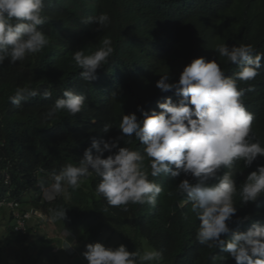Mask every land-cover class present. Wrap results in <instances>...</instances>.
<instances>
[{"label":"clouds","instance_id":"obj_1","mask_svg":"<svg viewBox=\"0 0 264 264\" xmlns=\"http://www.w3.org/2000/svg\"><path fill=\"white\" fill-rule=\"evenodd\" d=\"M231 1L120 0L123 28L140 40L138 47L119 45L118 35H106L110 34V17L106 13L83 21L98 25V29L106 27L92 30L99 34L89 35L90 40L74 43L72 31L67 38L58 40L57 47L64 56L57 60L64 58L62 65L74 64L80 70L76 75L93 84L89 85L93 88L88 86L84 96L72 87V82L59 87L45 82L41 93L18 87L9 97L11 104L20 107L28 98L40 95L50 99L58 94L46 118L60 111L74 116L75 126L68 132L76 144L63 157L74 163L50 172L45 181L35 178L36 189L27 197L19 195L22 203L9 194L0 198V213H7L15 234L29 228L39 233L44 226L56 224L68 236L55 239L58 243L51 255L64 252L67 264L75 258L78 261L74 264H83L76 257L77 247L87 264H146L161 260L162 253L152 248L129 252L124 245L112 248L92 243L82 249L76 234L59 221L66 219L67 209L49 208L50 200L70 202L73 195L69 190L78 189L88 177L100 178L95 190L109 206H124L123 211L130 203L155 207L163 188L149 180L144 166L147 158L152 177L163 174L175 179L183 175L194 180L183 179L177 188L187 197L200 222L196 233L199 244L227 254L213 255L212 264H226L228 259L235 264H264V224L259 223L264 222V212L237 218V224L248 220L244 232H232L229 227L237 212L234 197L239 195L243 206L264 197V166L245 172L248 175L239 190L236 181L240 178L235 180L238 161L249 168L257 157L264 158V147L252 134L256 111L245 109L249 104L238 89V81H250L259 75L264 54H254L252 45L217 44L215 52L239 68L233 77L226 76L215 59L206 60L200 55L202 48L206 53L211 51L212 26L208 22ZM43 8L44 0H0V65L6 59L13 64L22 61L49 44L39 30L48 20ZM161 8L168 14H159ZM82 43L88 50L81 48ZM168 56H178L179 65L188 63L180 66L183 69L178 80L170 83L168 74L148 80L146 76L152 77V71L165 65ZM135 67L139 69L137 74ZM142 88L148 90L151 99H146ZM174 95L175 101L171 98ZM56 130L53 134L61 129ZM91 131L97 134L93 140ZM133 141L143 147V154L120 146ZM84 206L85 202L81 203Z\"/></svg>","mask_w":264,"mask_h":264},{"label":"trees","instance_id":"obj_2","mask_svg":"<svg viewBox=\"0 0 264 264\" xmlns=\"http://www.w3.org/2000/svg\"><path fill=\"white\" fill-rule=\"evenodd\" d=\"M119 1L44 0L43 15L48 20L44 25L39 26V30L49 39V44L38 54L28 55L22 61L13 64L6 59L0 65V198L9 194L10 198H17L22 203L19 195L27 197L31 190H35L37 178L45 181L50 172L61 170L67 164L74 163L63 158L67 157L69 149L76 147L74 138L68 132L75 126L74 116L66 111H60L53 117L46 118V114L59 95L55 94L56 97L50 99H44L40 95L28 98L20 107L11 104L9 97L15 94L18 87H27L41 93L45 82L49 85L56 84L57 87L67 86L68 82H72V87L77 88L84 96L87 95L88 86L93 84L86 83L76 75L80 73V70L74 64L62 65L64 58L57 60L59 56H64V52L58 49L57 42L59 39L67 38L70 31L74 34L72 38L74 43H80L82 39L90 40L89 35L97 36L99 33L94 31L106 30V27L98 29V25L85 24L83 21L88 17L106 13L110 17V23L107 25L110 34L106 35H112L109 38L118 35L117 44L119 45L138 47L140 40L136 41L132 33L123 28ZM139 1L130 0L133 3ZM161 9L159 14H168L165 9ZM208 23L212 26V34L209 35L212 36L209 40L211 51L206 53L202 48L200 55L206 60L215 59L226 76L233 77L239 68L215 52L217 44L252 45L254 54H264V0H233L215 13ZM113 42L116 44V41ZM80 46L83 50H88L85 43ZM162 58L164 60V55ZM165 60L167 62L165 65H160L152 71L151 78L146 76L148 80H158L161 75L168 74L171 80L169 82L174 83L178 80L183 67L188 64L179 65L178 56H168ZM261 64L264 65V60ZM180 66L183 67L180 69ZM136 70L135 74L139 72V69L136 68ZM68 74L73 75L74 78ZM139 78L145 80V78ZM143 87L146 88L145 85ZM92 88L89 86L90 90ZM238 89L243 92L242 96H245V102L249 104H243L247 105L245 109L250 113L253 109L256 111L252 123V134L255 141L258 139L260 145L264 147V67H261L259 75L253 80L238 81ZM142 93L146 95L147 100L152 98L148 95V90L142 88ZM171 98L173 101L177 99L175 95ZM90 127L86 126V128ZM56 128L61 130L53 134L52 131ZM91 135L94 137H91V140L97 137L93 131ZM120 146L131 147L143 154V147L135 145L134 141L131 145L122 143ZM144 166L149 172V180L163 188L157 197L155 207L147 203H130L127 205L128 210L123 211L124 206H109L95 190L100 178L88 177L82 181L78 189L73 192L69 190V193L73 195L70 202L60 199L50 200L49 208L51 210L67 209L66 219L63 221L59 219V221L61 226L76 234L81 241L82 249L86 244L118 239L117 247L124 245L129 252L137 250L143 252L145 249L152 248L162 253L161 260L146 262V264H212L213 255L226 256V253H220L217 249L200 245L196 239L200 222L191 211V203L187 202V197L177 188L183 179H189L192 182L194 180L183 175L175 179L163 174L152 177L147 158L144 160ZM257 166H264V158L257 157L249 168L243 167V161L236 163L235 180L240 178L236 181L238 190L239 184H242L246 176L255 171ZM245 172L248 174L245 175ZM169 192L172 195H169ZM83 202L85 206L81 207ZM234 203L237 212L232 218L233 223L229 225L232 232L247 230L248 220L237 224L235 223L237 218H243L246 215L251 218L253 214L264 212V197L253 204L243 206L237 195L234 197ZM34 205L37 206L36 203ZM8 223V233L12 241L5 246L7 255L5 264H63L67 262L64 252L51 255L58 243L57 240L48 238L45 234L36 233L30 228L25 233L15 234L10 218ZM259 223L264 224V222ZM34 234L35 239L32 236ZM3 252L4 249L0 244V263ZM226 264H235V261L228 259Z\"/></svg>","mask_w":264,"mask_h":264},{"label":"rangeland","instance_id":"obj_3","mask_svg":"<svg viewBox=\"0 0 264 264\" xmlns=\"http://www.w3.org/2000/svg\"><path fill=\"white\" fill-rule=\"evenodd\" d=\"M56 222V221H55ZM54 222V223H55ZM8 227H9V223H8V216H7V213L6 212H2L0 213V244H1V247H3L4 249V252L3 254L1 255V263L2 264H5V261L7 259V255L5 253V250H6V244L9 242V241H12V238L9 237V233H8ZM39 234H45L46 236H48L49 238L51 239H56L57 237H67V232L66 231H62L56 224L54 227H48V226H44L43 228V231L42 230H39L38 231ZM34 237V239L36 238L35 237V234L32 235ZM11 238V239H10ZM58 239V238H57ZM58 240H61V239H58ZM118 243V240H112L110 242H102L101 244H103L105 247H112L114 248ZM67 244L65 242V239L63 241V245ZM83 253V251H80V249L77 247L76 248V257L79 259V261L83 264H87V261L83 258V256L81 255ZM71 262V261H69ZM67 262H63V264H66ZM71 263H75V260H73Z\"/></svg>","mask_w":264,"mask_h":264},{"label":"built area","instance_id":"obj_4","mask_svg":"<svg viewBox=\"0 0 264 264\" xmlns=\"http://www.w3.org/2000/svg\"><path fill=\"white\" fill-rule=\"evenodd\" d=\"M2 206V203H0V207Z\"/></svg>","mask_w":264,"mask_h":264}]
</instances>
